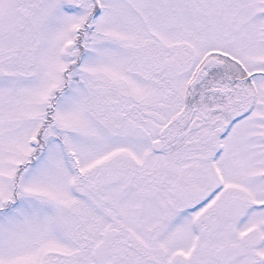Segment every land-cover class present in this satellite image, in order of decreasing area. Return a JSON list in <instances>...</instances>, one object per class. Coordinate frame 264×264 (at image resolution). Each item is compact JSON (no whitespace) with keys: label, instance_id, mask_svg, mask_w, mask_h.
I'll list each match as a JSON object with an SVG mask.
<instances>
[{"label":"snow or ice","instance_id":"6c2138e0","mask_svg":"<svg viewBox=\"0 0 264 264\" xmlns=\"http://www.w3.org/2000/svg\"><path fill=\"white\" fill-rule=\"evenodd\" d=\"M0 264H264V0H0Z\"/></svg>","mask_w":264,"mask_h":264}]
</instances>
